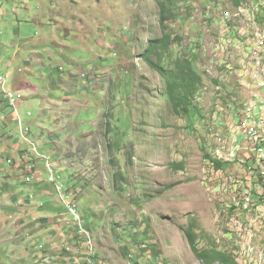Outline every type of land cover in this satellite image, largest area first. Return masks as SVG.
<instances>
[{"label": "rangeland", "instance_id": "rangeland-1", "mask_svg": "<svg viewBox=\"0 0 264 264\" xmlns=\"http://www.w3.org/2000/svg\"><path fill=\"white\" fill-rule=\"evenodd\" d=\"M166 1L173 10L168 27L158 0H0V60L12 61L15 74L38 87L37 96L12 102L2 98L0 83V191L8 176L20 185L26 173L40 172L27 185H41L37 190L48 196L38 200L41 194L31 190L11 200L0 219V264H37V258L41 264H205L185 234L192 223L198 248L213 243L239 264H264V174H251L263 159L244 160L240 151L255 149L258 139L264 149L261 127L241 134L250 119L264 125L250 91L252 51L257 37L264 39V0ZM166 32L174 37L164 63L199 47L201 112L175 114L165 80L143 59L149 42ZM257 53L264 80V41ZM16 142L28 152L23 163ZM36 147L52 158L61 180H48ZM214 160L228 164L219 169ZM28 163L36 165L32 171L21 169ZM64 183L95 238L90 255L83 238H71L75 227L68 226L66 192L59 190ZM24 197L42 206L22 205ZM54 232L58 245L79 251L39 250L40 243L53 244Z\"/></svg>", "mask_w": 264, "mask_h": 264}, {"label": "trees", "instance_id": "trees-1", "mask_svg": "<svg viewBox=\"0 0 264 264\" xmlns=\"http://www.w3.org/2000/svg\"><path fill=\"white\" fill-rule=\"evenodd\" d=\"M242 1L243 0H235L234 3L236 6H239ZM158 5L160 8L162 26L168 27L166 22L173 16V10L166 0H158ZM229 25H232L231 21ZM173 37L174 35L172 33L166 32L163 38L150 41L142 56L149 68L160 74L165 80V95L172 104L173 112L177 115L195 114L197 111L201 112L195 100L204 81L201 72L196 66L199 60V47L196 46L189 51L187 50L186 54L174 57L173 63L169 65L164 63V56L162 53L168 54L172 51ZM159 51H161V53ZM106 123L108 124L106 133H112L114 128H109L111 122L108 120V115ZM126 127L129 128L130 126L127 125ZM214 164L220 169L228 163L221 160H214ZM185 234L191 244V248L199 258L205 261V264H215L217 261H221L223 264H239L233 255L219 250L213 243L206 248H198V235L196 226L193 223L188 228H185Z\"/></svg>", "mask_w": 264, "mask_h": 264}, {"label": "built area", "instance_id": "built-area-1", "mask_svg": "<svg viewBox=\"0 0 264 264\" xmlns=\"http://www.w3.org/2000/svg\"><path fill=\"white\" fill-rule=\"evenodd\" d=\"M263 41L264 39H259L257 37V41L255 42V47L252 51V57L250 60L252 62V66H254L255 79L253 81V86L250 88V91L252 95V105H257V109H263L264 111V80L261 78H258L257 76V63H258V58L260 57V53H257V46L260 42H263ZM0 66H1V62H0ZM0 83L4 87L1 93L2 96H4V98H8L12 102H14L16 98L20 96L19 93L7 90L5 88V85H4L5 79L1 75V73H0ZM250 127H261V130H264V125L258 119H250L249 122L246 124V126L241 130V134L246 132L248 129H250ZM260 142H261V139H258L257 142L255 143V149L240 150V151H244V160H246V157L251 158L253 160L263 159L262 167H253V165H251V174H264V149H260ZM32 166H28L30 171L33 170ZM30 177L31 176H27L26 179L30 181L31 180ZM51 179L55 180L54 174L52 175ZM63 188L64 186L60 185L59 190H62ZM62 199L67 203L70 213L75 216V220L81 223V218H80L81 216L79 215L77 203L73 199H71L70 195L62 196ZM87 238H88L87 245L89 247L88 255H90L93 253L94 242L90 234H87Z\"/></svg>", "mask_w": 264, "mask_h": 264}, {"label": "crops", "instance_id": "crops-1", "mask_svg": "<svg viewBox=\"0 0 264 264\" xmlns=\"http://www.w3.org/2000/svg\"><path fill=\"white\" fill-rule=\"evenodd\" d=\"M28 1H30V0H28ZM31 1L34 2V0H31ZM40 1L45 2V0H40ZM54 5H55V3H53V6ZM26 6H27V10L32 7L30 2L26 3ZM27 10H25V11H27ZM72 28H74V34H75L77 31V26H75V24H74ZM30 66H32L30 60H26L25 68L27 71L30 70ZM3 72L4 73L7 72L9 75L11 74V77H12L11 84L13 85L14 89H18V90L24 92L25 94L28 93L31 97L37 96L35 94V92L33 91V89H36L38 91V87L34 85L32 78L15 74V70H14V66H13L12 61H9L8 63H6L4 65ZM8 74H7V76L10 77ZM17 76H19V77H17ZM25 90H27V92ZM3 103H5V102L4 101L1 102V99H0V109H3V107H4ZM6 103H8V102H6ZM0 134H1V130H0ZM7 140L10 144L13 143L9 139H7ZM246 144L249 145L248 142ZM14 146L16 149H19V152H20L19 154H21L24 157L28 156L27 155L28 152L25 151L26 149L23 147V144L16 142L14 144ZM22 151H25V153H23ZM3 164H4V161H2L0 159V174L3 173V170H4L3 168H5V167H3ZM10 178L11 177L8 176V184H5V187L3 188L4 192L0 193V210H2V211H0V217L1 218H5V216H7V214L10 213L9 210L12 208L11 200L15 199L16 195H22L23 193H28L31 190H36L37 192H39L37 190V188H39L41 186V185H38L35 188H29L30 185H27L24 182H22L20 185H18V182H16L17 180L16 181L14 180L13 183L11 184V183H9ZM39 193L41 195L38 197V200H45V198L48 199V196L42 195V192H39ZM48 239H49V237H48ZM50 241L53 242V244L50 246L51 249H54V248L57 249L61 246V245H58V242L55 241L54 237H50Z\"/></svg>", "mask_w": 264, "mask_h": 264}, {"label": "clouds", "instance_id": "clouds-1", "mask_svg": "<svg viewBox=\"0 0 264 264\" xmlns=\"http://www.w3.org/2000/svg\"><path fill=\"white\" fill-rule=\"evenodd\" d=\"M0 62H1V66H0V73H1V75L4 77V79H5V88L7 89V90H10V91H13V92H16V93H19L20 94V96L19 97H24L25 96V93L24 92H22V91H20V90H18V89H13V88H8V84H9V79H8V76H7V74L6 73H4L3 72V68H4V64H3V62L0 60ZM3 86H2V90H3ZM2 98H3V96H2ZM6 99V101L7 100H10V99H8V98H5ZM5 101V100H4ZM18 119L21 121V118L20 117H18ZM29 131L31 130L30 128H27ZM34 146H35V144H33ZM37 148V147H36ZM36 154H38L39 156H42L41 154H40V151H39V149L37 148V150H36ZM42 157H44L45 158V161H46V163H45V167H46V170H48L49 171V178H48V180L49 181H51V182H57L58 180H61V175H59V174H61V173H59V170L60 169H58V168H56V166H54V164L51 162V160H52V158H49V157H47V156H42ZM23 160V161H22ZM9 161H11L12 162V159H10ZM21 161H22V163L25 161V157L24 156H22L21 155ZM33 165V166H32ZM27 166H32L33 167V169L35 168V164H26V165H24L23 164V166L21 167V169L22 168H24L25 167V170L27 171V169H26V167ZM29 168V167H28ZM55 175V180H52L51 179V177H52V175ZM1 175H3V173L1 174ZM27 176H31L30 178H31V180L30 181H28L27 179H26V177ZM35 177H37V179L38 180H40L41 179V177H42V173H40V172H37L36 174H35V176L34 175H28L27 173L25 174V175H23L22 176V180L23 181H25L26 182V184H28V183H31L32 181H33V179L35 178ZM63 186H64V190H65V192H66V195H70L71 196V194H70V192H69V187L64 183V184H62ZM0 193H2L1 191H0ZM71 199H73L75 202H76V200H75V197L74 196H71ZM34 202H29L28 200H27V197H24L23 198V201H22V205H27V206H36V208H39L40 206H42V204H41V202H39L38 204H33ZM77 203V202H76ZM63 204L66 206V211H67V213L72 217V219H71V221H70V223H69V225L68 226H70V227H72V228H74L75 230H74V232L71 234V238H77V237H80V238H83L84 240H85V242H86V247H87V249H86V251H85V255H88V251H89V247H88V245H87V234H90L89 232H87L85 229H84V227H87V217H85L84 216V212H83V210L81 209V205L80 204H78L77 203V205H78V210H79V215L81 216L80 218H81V223L80 222H78V221H76L75 220V216L74 215H72L71 213H70V211H69V207H68V205H67V203L63 200ZM0 219H1V217H0ZM16 223H22V221H19V222H16ZM2 228V225H1V221H0V229ZM56 233L57 232H54L52 235H50L49 236V240H50V237H54L55 238V236H56ZM90 236H91V238H92V240H93V242L95 243V238H94V236L92 235V234H90ZM64 247H66L68 250H70V251H73L74 249H76V251L78 252L79 250L77 249V248H75V247H72L71 246V244H65V246H63V247H59V248H57V250H62V249H64ZM38 248H39V250H44V251H46V249L49 251L50 249H51V247L50 246H46L45 244H39V246H38ZM41 255V254H40ZM43 260V258H37V260H36V263L37 264H41V263H43V262H41ZM71 263H73V260L71 261ZM52 264H54V263H52Z\"/></svg>", "mask_w": 264, "mask_h": 264}]
</instances>
